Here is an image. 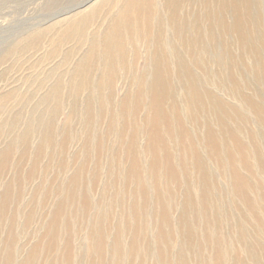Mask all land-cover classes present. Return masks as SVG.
I'll list each match as a JSON object with an SVG mask.
<instances>
[{
    "label": "rangeland",
    "instance_id": "obj_1",
    "mask_svg": "<svg viewBox=\"0 0 264 264\" xmlns=\"http://www.w3.org/2000/svg\"><path fill=\"white\" fill-rule=\"evenodd\" d=\"M149 1L0 0V264H264V100L253 105L264 51L258 64L237 37H206L222 107L204 98L202 114L172 61L159 74L172 85V135L166 123L154 132ZM154 5L177 51L169 4ZM39 115L49 127L27 134ZM186 131L212 172L207 191ZM157 133L171 160L157 147L156 161Z\"/></svg>",
    "mask_w": 264,
    "mask_h": 264
},
{
    "label": "bare ground",
    "instance_id": "obj_2",
    "mask_svg": "<svg viewBox=\"0 0 264 264\" xmlns=\"http://www.w3.org/2000/svg\"><path fill=\"white\" fill-rule=\"evenodd\" d=\"M167 2L169 4L168 19L171 32L177 36L179 41V49L177 51L174 50L172 43L164 38V20L162 16H158L156 5L152 6L153 0L149 1V10L145 13L143 19L145 31L151 33V35L153 25L150 19L153 14L157 20L155 25V36L153 41L149 42V44L153 46L154 69H156L155 79L152 84H158L153 97V107L155 109V119L153 120L154 132H158L160 123H166L168 131L170 135H172L171 118L167 114L162 113L164 112L163 100L171 94L170 88H172V85L168 80L160 78L159 74L166 72L167 66L173 61L182 74L181 86L188 94L191 103L197 107L199 114L203 112L202 103L204 98H207L215 108L222 107L221 100L216 91V82L208 77L211 68H208L201 57L208 52V48L205 47L203 43L207 36H213L214 33L217 34L220 40L237 37L239 47L254 52L256 58L258 57L257 63L259 64L262 60L261 57H259V53L264 51V0H167ZM192 21L199 22V24H194L196 26L194 29L189 27ZM117 26L118 25L112 27L107 42L111 43L113 39V41L118 39L117 34L114 36V31ZM146 37L150 38L151 36L146 35ZM169 45L172 47L173 52H176L173 58L166 55V50ZM217 45L219 47L222 46L219 40L217 41ZM187 50H194V52H196V55L190 60L178 53ZM118 57L121 58V55L118 54ZM215 57L217 56L215 55ZM199 70L204 75L200 74ZM259 75L264 79L262 74ZM231 79L235 82L234 76H232ZM142 84H144V81ZM142 90L143 87L141 85L139 94ZM259 97L258 102L253 104L257 112L260 111L261 103L264 100V92H261ZM179 103V98L173 95L168 108L171 114H173L180 123H183L184 117L181 114ZM194 118L198 119L199 117L194 115ZM36 123L41 126L49 127V121L42 115H39L27 122L25 132L27 134L30 133ZM186 133V136L189 138L186 144L188 152L195 156L198 171L203 179L204 189L207 191L212 172L209 173L204 158L201 157L198 152L196 135L190 133V131H186ZM157 134L159 141L156 145H152L156 161L158 160L157 147L164 149L167 159L171 160L172 153L168 150L166 142L160 139V134ZM208 135L215 140V131L212 128H208ZM219 144L220 142L216 140V145L219 146ZM232 159L235 162L233 156ZM234 173L238 176L236 169H234Z\"/></svg>",
    "mask_w": 264,
    "mask_h": 264
}]
</instances>
